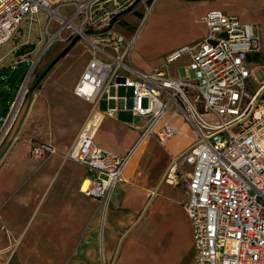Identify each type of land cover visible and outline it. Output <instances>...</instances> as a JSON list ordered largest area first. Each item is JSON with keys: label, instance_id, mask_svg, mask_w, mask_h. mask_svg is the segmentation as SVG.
Wrapping results in <instances>:
<instances>
[{"label": "built area", "instance_id": "2783aa9c", "mask_svg": "<svg viewBox=\"0 0 264 264\" xmlns=\"http://www.w3.org/2000/svg\"><path fill=\"white\" fill-rule=\"evenodd\" d=\"M137 1L74 0V12L66 18L69 34L86 39L92 52L74 87L77 96L92 103L72 153L88 170V184L84 186V179L81 189L107 204L140 142L153 133L166 145L178 128L165 117L179 113L196 131V140L182 153L191 164L185 208L192 226L194 264H264V98L260 92L264 80L253 87L255 68L250 60L259 45L255 26L235 14L209 10L203 15L206 35L166 54L167 66L180 57L189 58L181 66L183 74L172 76L163 65L151 70L134 65L129 50L138 31L128 41L114 28L120 12ZM53 3L0 0V45L29 15L56 12ZM145 4L144 21L152 6ZM120 85L133 88L131 110L147 119L125 154L95 140L103 118L101 95L108 93L107 113L127 108V96L120 97L116 91ZM55 152L48 141L30 143L29 153L36 159ZM176 169L169 168L166 174L172 176Z\"/></svg>", "mask_w": 264, "mask_h": 264}, {"label": "crops", "instance_id": "0c3cea01", "mask_svg": "<svg viewBox=\"0 0 264 264\" xmlns=\"http://www.w3.org/2000/svg\"><path fill=\"white\" fill-rule=\"evenodd\" d=\"M174 2L176 5L168 9H170L169 12L179 17V29L175 28L174 30L178 31L181 36H176L167 44H164L156 53H152L147 46L141 44L139 49L131 46L129 58L134 65L145 70H151L163 65L166 54L171 50L201 40L207 33L203 15L209 10L218 9L228 14H235L241 21L252 23L255 26L259 35V45L251 56L250 64L252 61H258V66L264 67V0H174ZM160 6L158 4V7ZM135 33L128 32L129 36H126V39L130 41ZM158 52L160 54L155 56ZM91 56L92 52L89 47V57L84 60L82 69L69 80L64 81L61 66L48 75L32 100L23 126L17 134L15 130L12 131L11 135L15 134L14 141L21 136L20 134L22 136L31 134L30 128L33 122L41 126L48 112L52 115L50 111L55 105H58V108H55L57 113L52 112L53 115L58 117V113L62 114L60 109L65 108L67 121L69 119L67 114L74 112L72 121L64 131L70 129V131L77 130L79 133L84 123L83 118L87 112L88 104L92 107V103L77 96L74 93V87ZM62 63L60 64L62 65ZM184 63L177 64L172 73L166 67L164 68L169 75L178 76L183 74L181 66ZM258 66L253 67L256 69ZM33 102L34 114L30 117L29 113ZM126 109L131 110V107L118 108L113 114H109L107 111L103 112L99 131L95 137L97 144L118 154H125L130 150L147 122V119L142 124H135L128 120L120 121L117 117ZM89 113L90 110L88 115ZM173 114H175L174 119L168 117V114L165 119L174 122L178 132H182L184 129L186 131L188 125L183 128L182 125L186 122L182 115L179 113ZM178 116L182 119V123L180 121L176 122ZM108 117H111L115 130L122 131L132 137L130 144L125 149L109 146V143L116 144L117 142L102 133L101 126L105 124ZM8 124L11 126L12 123L7 122L5 119L0 134L5 128L4 125L8 126ZM51 128L54 131L59 129L58 123L56 121L51 122ZM33 130V133L38 132V129ZM193 131L195 135L184 138H179V135L174 138L172 136L166 145H162L155 134L151 139H149L151 134L147 135L140 142L137 147L140 149L139 152L131 156L125 169L124 180L118 188L114 189L110 201L106 204L98 199L96 202L100 204L98 211L94 214L93 221L98 220L99 224L97 228L96 226L91 227L88 235L87 232L84 234V237L87 238L84 242L80 264H170L166 260L171 253H176L181 258L186 250L193 251L192 226L186 208L182 206L172 208L169 199L161 192V182L173 160L185 152L196 140L194 128ZM97 135L102 136L106 142L99 143ZM44 141L50 142L48 139H44ZM150 141L165 148L166 152L157 153L149 146ZM29 149L30 143L26 145L24 142L18 141L12 145L0 165V242L6 243L5 248L10 246V242L15 236H26V233L29 232L28 224L30 222H36L37 227L34 232H39L45 226L48 218L44 214L46 213L43 209L44 202L40 200V197L44 188L62 189L60 187L61 174L64 169H67V164H65L66 162L62 164L59 153L52 154L49 163L36 171L34 176L25 183L24 188H19L21 176L25 173L26 168L31 165L25 157L26 151L29 152ZM84 168L87 176L88 170L86 166ZM81 186L82 183L80 190L83 192ZM27 188H30L28 192L26 191ZM27 193L29 198L26 196ZM35 195H38L39 198L36 199ZM147 206H152V210H159V214L156 215V217L158 216L157 223L153 222L156 218H154V213L150 215V218L143 219V216L146 215H143V212ZM51 219L56 222V228H60V220L63 224L65 222L67 226L70 216L69 214L67 216L65 214L51 215Z\"/></svg>", "mask_w": 264, "mask_h": 264}, {"label": "rangeland", "instance_id": "374dc122", "mask_svg": "<svg viewBox=\"0 0 264 264\" xmlns=\"http://www.w3.org/2000/svg\"><path fill=\"white\" fill-rule=\"evenodd\" d=\"M153 2L154 0H138L129 9L126 8L127 11L123 12L124 10H122L117 17L120 19V22L116 21L114 28L122 31L125 36H129L128 32L135 33L138 31L132 48L139 49V45L141 44L147 46L152 53H156L164 44L181 35H179L178 31L174 30L180 25L179 17L169 12L170 9H168L176 5L174 0H155L147 21L143 20L146 10L145 3L151 5ZM158 4L161 5V8L158 7ZM75 6L74 0H54L52 8L56 12L41 10L37 14L29 15L23 20L15 34L7 42L0 45V68L6 67V69L0 71V130L5 119L7 122L12 123L11 126L9 124L8 126L4 125L5 128H3V132L0 134V165L3 163L12 145L18 141H22L27 145L34 140L44 139H48L53 143L56 149L54 154L59 153L62 164L65 162L67 164V169H64V172L61 174L60 187L62 189L44 188L40 197V200L44 202L43 209L46 212L44 214L48 218L45 226L39 232H34L37 227L36 222H30L28 224L29 232L26 233V236H15L7 248H5V242H0V264H80L84 242L87 238L84 237V234L87 232L88 235L89 229L93 228V226L97 228L99 224V221H93V218L99 209L100 203H96L98 199L81 192L80 185L85 179L86 170L72 156L78 131H70V129L64 131L72 121L74 112L67 114L69 117L67 121L65 118V108L60 109L62 114L58 113V117L57 115H53V113H57V109L55 108H58V105H55L50 111L52 115L48 112L41 126L36 125L35 122L32 123L30 128L31 134L27 136L20 134L21 136L15 141L13 140L15 134L11 135L13 130L17 134L23 126L35 94L52 71L61 66L64 73V81L69 80L78 74L82 69L84 60L89 57L90 44L80 36V39L69 48L68 52L54 62L55 58L77 36L69 34V28L65 24L66 18H71ZM143 22L145 23L143 24ZM32 43L37 45L34 51L23 55L17 54V51L23 45L26 44L29 47ZM158 54L160 53L158 52L155 56ZM188 59V56L180 57L175 63H171L170 66L163 64V67H166L172 73L176 69L177 64L186 62ZM61 62H63L62 65L60 64ZM32 64L33 66L31 67ZM258 64V61H252L250 65L253 67L258 66ZM262 80H264V67L260 65L254 70V76H252L253 87L257 88L260 83L259 81ZM39 82V87H36ZM116 91L120 97L127 96L126 106L128 108L133 106L132 87L120 85ZM262 98H264V90L262 91ZM33 105L34 102L29 113L30 117L34 114ZM108 105V93L104 92L100 97L99 109L102 112H106ZM6 106L9 107V111L2 114ZM90 108V104H88L83 122L89 110H91ZM168 117L174 119L175 114L170 113ZM117 118L120 121L124 122L128 120L135 124H142L146 121V117L136 116L135 113L133 115L130 109L123 110ZM53 121H56L59 126V129L55 131L51 128V122ZM111 121V117H108L105 124L101 126L102 133L117 142L116 144L109 143V146L125 149L130 144L132 137L122 131L115 130ZM179 121L180 123L183 122L178 116L176 122L178 123ZM187 125L188 129L186 131L185 129L182 132L179 131L173 138L177 135H179V138L195 135L193 127L190 124L184 123L182 126L185 128ZM179 128L181 127L179 126ZM33 129H38V132L33 133ZM98 131L99 128L97 133ZM151 138H153V133L149 139ZM97 141L99 143L106 142L100 135H97ZM149 146L159 154L166 152L165 148L154 144L152 141L149 142ZM139 150L137 148L132 156L136 155ZM182 156V154L179 155L177 169L175 172H172V176H168L166 171L161 182V192L169 199L172 208L185 207L187 200V177L191 170V164L183 160ZM25 157L31 165L26 168L25 173L21 176L19 188H24L25 183L34 176L36 171L45 167L49 163L50 158L36 159L30 155L28 150ZM168 178H171L173 182H166ZM121 183L122 181L116 188ZM29 190L30 188H27L26 191L28 192ZM26 196H28V193ZM35 198L38 199L39 196L35 195ZM151 207L147 206L144 209L143 215H146L143 216V219L150 218V215L153 213L155 214L154 218L159 214L158 209L152 210ZM58 214H65V216L69 214L70 221L67 226L65 222L63 224L60 220L61 226L60 228H56V222L51 219V215ZM157 217L153 221L154 223L158 222ZM192 254L193 251L190 249L186 250L181 258L176 253H171L167 257L166 262L170 264H194Z\"/></svg>", "mask_w": 264, "mask_h": 264}, {"label": "water", "instance_id": "95a60500", "mask_svg": "<svg viewBox=\"0 0 264 264\" xmlns=\"http://www.w3.org/2000/svg\"><path fill=\"white\" fill-rule=\"evenodd\" d=\"M130 8V7H129ZM128 8V9H129ZM125 11H127V9L126 10H124L123 12H125ZM114 21V19L112 20V22ZM80 39V36L79 35H77V36H75L74 37V39L70 42V44L55 58V60H54V62H56L61 56H64L67 52H68V50H69V48L71 47V46H73L78 40ZM36 44L35 43H32L29 47H27V45L25 44V45H23L22 47H21V49L20 50H18L17 51V54L18 55H23V54H26V53H29V52H32V51H34L35 50V48H36ZM256 53V52H255ZM33 66V64L31 65V67ZM7 111H9V107L8 106H6L4 109H3V111H2V114H5Z\"/></svg>", "mask_w": 264, "mask_h": 264}, {"label": "bare ground", "instance_id": "6f19581e", "mask_svg": "<svg viewBox=\"0 0 264 264\" xmlns=\"http://www.w3.org/2000/svg\"><path fill=\"white\" fill-rule=\"evenodd\" d=\"M154 1H155V0H154ZM153 5H154V2L152 3L151 9H152ZM151 9H150V11H151ZM149 14H150V12H149ZM148 16H149V15H148ZM147 18H148V17H147ZM147 18H146V21H147ZM146 21H145V22H146ZM145 22H144V23H145ZM263 90H264V85H263L262 87H260V92H262ZM132 113L134 114V111H133V110H132ZM144 117H145V116H144ZM76 149H77V143L75 144V147H74L73 156L75 155ZM178 157H179V156H178ZM178 157H176V158L173 160L172 165H171V167H170L171 170H175V169H176V164H177ZM167 181H168V182H173V180H172L171 178H168ZM87 184H88V180L85 179V180H84V186H86Z\"/></svg>", "mask_w": 264, "mask_h": 264}, {"label": "trees", "instance_id": "16d2710c", "mask_svg": "<svg viewBox=\"0 0 264 264\" xmlns=\"http://www.w3.org/2000/svg\"><path fill=\"white\" fill-rule=\"evenodd\" d=\"M2 69H6V67H4V68H0V71H1ZM39 84H40V82L36 85V87H39ZM8 105H9V104H8Z\"/></svg>", "mask_w": 264, "mask_h": 264}]
</instances>
